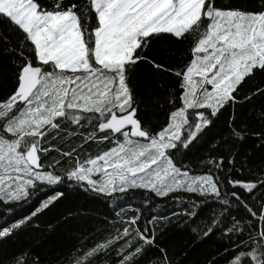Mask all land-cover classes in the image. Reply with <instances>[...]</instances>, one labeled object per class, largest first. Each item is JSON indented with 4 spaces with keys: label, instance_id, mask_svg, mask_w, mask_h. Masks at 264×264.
<instances>
[{
    "label": "snow or ice",
    "instance_id": "snow-or-ice-1",
    "mask_svg": "<svg viewBox=\"0 0 264 264\" xmlns=\"http://www.w3.org/2000/svg\"><path fill=\"white\" fill-rule=\"evenodd\" d=\"M0 29V45L12 44L15 37L18 48L11 51L22 61L12 94L0 102V203L26 199L36 182L60 183L58 174L41 171L40 154L50 150L41 142L53 129H61L57 118L77 125L91 120L103 133L100 139L115 146L77 163L70 177L108 195L142 189L167 197L184 191L214 196L223 205L230 203L221 199L227 186L232 191L225 195L241 204L249 222L233 217L222 229L229 240L223 249L226 264H264V193L256 197L264 189V179L241 181L230 174L225 179L220 175L223 158H209L208 170L199 174L177 159L222 109L239 103L242 85L264 72V3L260 11L247 12L219 9L215 0H84L67 5L53 0L49 10L40 0H0ZM165 34L191 39L192 59L173 73L180 93L168 122L153 133L138 117L129 73L141 63L171 72L146 55L150 42ZM255 95H264V89L257 88ZM233 134L243 138L238 131ZM96 139L90 134L85 142ZM62 155L72 159L77 150ZM61 195L49 197L20 221L0 223V238L12 235ZM252 199L254 205L248 203ZM138 220L139 215L128 218V226L90 249L76 264H88L87 257L120 240L124 241L121 264H139L146 254L144 245L154 246L155 238L150 229L136 227ZM220 222H215L217 227ZM215 230L210 227L205 236ZM134 236L142 244L133 246ZM14 264H27V260L22 255ZM157 264H171L165 250ZM209 264H216L215 259Z\"/></svg>",
    "mask_w": 264,
    "mask_h": 264
},
{
    "label": "trees",
    "instance_id": "trees-1",
    "mask_svg": "<svg viewBox=\"0 0 264 264\" xmlns=\"http://www.w3.org/2000/svg\"><path fill=\"white\" fill-rule=\"evenodd\" d=\"M40 3L51 10L53 0H40ZM63 3L83 4L84 0H63ZM262 3L264 0H215L219 9L247 12L260 11ZM91 23L94 26L95 21ZM12 39V44L0 45V102L12 94L22 62L18 54L11 51L13 47L18 48L19 43L15 37ZM191 47V39H176L165 34L150 42L146 55L171 72L158 71L149 63H141L129 73L138 117L153 133L168 122L169 113L174 110L173 102L180 88L173 73L192 59ZM29 54L25 49V55ZM257 88L264 89V72H257L244 83L238 93L239 103L222 109L199 139L177 155L191 173L207 171L209 158H223L224 171L220 175L225 179L229 174L241 181L264 179V95L253 96ZM246 96L252 99L246 101ZM57 122L61 129H53L41 142V147L50 150L41 153L40 158L44 166L41 171L58 174L61 182L55 185L36 182V189L30 190L26 199L0 203V223L20 221L40 208L49 197L56 193L62 195L12 235L0 238V264H14V259L22 255L27 264H76V260L90 249L116 236L128 226V218L136 215H139L136 227L150 229L155 238L154 246L144 245L146 254L139 264H157L161 250L167 252L171 264H209L214 259L216 264H226L228 257L223 255V249L229 240L222 229L231 224L233 217L245 224L249 222L248 213L241 204L225 195L232 191L231 188L225 186L221 196V199L230 200L228 205L219 203L214 196L184 191L170 193L167 197H157L142 189L111 195L95 191L85 182L70 177V172L77 163L95 158L115 143L101 140L103 133L96 131L91 120L81 125L63 118H57ZM234 131L240 132L243 138L236 137ZM90 134H95L97 139L85 142ZM72 149L77 150L72 159L62 155ZM230 159L234 161L232 164L228 163ZM212 170L215 171V165ZM261 193L264 189L258 191L256 197ZM248 203L254 205L256 200ZM216 221H221L218 227ZM261 226L264 227V221ZM210 227L216 229L214 234L205 236ZM132 244H142V241L134 236ZM123 247L124 241H117L106 251L101 249L96 255L87 257V262L121 264Z\"/></svg>",
    "mask_w": 264,
    "mask_h": 264
},
{
    "label": "rangeland",
    "instance_id": "rangeland-1",
    "mask_svg": "<svg viewBox=\"0 0 264 264\" xmlns=\"http://www.w3.org/2000/svg\"><path fill=\"white\" fill-rule=\"evenodd\" d=\"M109 171H110V169H109Z\"/></svg>",
    "mask_w": 264,
    "mask_h": 264
}]
</instances>
